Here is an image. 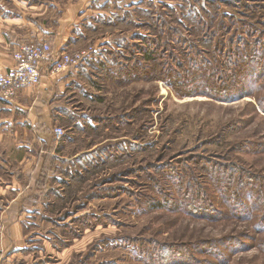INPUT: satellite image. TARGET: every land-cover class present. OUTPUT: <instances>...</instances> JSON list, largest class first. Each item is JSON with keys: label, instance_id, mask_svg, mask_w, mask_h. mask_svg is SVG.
I'll list each match as a JSON object with an SVG mask.
<instances>
[{"label": "rangeland", "instance_id": "1", "mask_svg": "<svg viewBox=\"0 0 264 264\" xmlns=\"http://www.w3.org/2000/svg\"><path fill=\"white\" fill-rule=\"evenodd\" d=\"M5 15L83 56L42 78L50 116L0 101V238L23 234L0 264H264V0H0ZM33 128L52 140L36 153Z\"/></svg>", "mask_w": 264, "mask_h": 264}, {"label": "crops", "instance_id": "2", "mask_svg": "<svg viewBox=\"0 0 264 264\" xmlns=\"http://www.w3.org/2000/svg\"><path fill=\"white\" fill-rule=\"evenodd\" d=\"M16 19L17 18L11 17V15H5L3 18L0 19V72L7 71L10 67L13 66L14 64L13 50L16 46H18L19 44L23 42H31L34 40L35 37H36L35 40L37 41L42 39L41 38V35L43 32L41 30L42 26L32 27V30L25 36L18 33L16 29H11L9 24L10 23L18 24V21H16ZM18 27L20 28L21 25H19ZM21 37L30 39V40H23ZM47 72L48 73L50 72L49 67H47V65L44 67L42 66V73L44 75L43 76L44 78L47 77L46 76ZM47 83L50 87L47 86ZM41 84L39 86H30V87L25 88L23 91H21L18 94L17 97H15V99H13L10 102L0 100L1 104H4V108H7V109L14 108L13 110L14 112L16 109L21 112L29 113V115L27 114V116H35L33 109L36 106H38L42 100H44L43 108H40V110L42 109V112L44 114L48 113L50 116V106H49L50 100L48 98V94L51 93V89L53 85L52 79H49V81L45 79L43 83L41 81ZM29 133L27 131H23L24 138L30 137L31 141H33L32 144L34 143L33 148H35V153L37 152L36 147H38L37 146L38 143L43 144V142L47 141V146H50L52 144L51 137L47 133H45L44 131L38 128L30 129ZM25 145L27 146V143H25ZM11 210H14V209L4 210L3 213L6 212L5 215H9ZM10 226L11 227H9L7 237L2 235V237L0 238V250H4V252H7V250L14 248L15 246H20L18 244L22 243L21 239L23 237V234H22V228H21L20 222L19 221L14 222Z\"/></svg>", "mask_w": 264, "mask_h": 264}, {"label": "built area", "instance_id": "3", "mask_svg": "<svg viewBox=\"0 0 264 264\" xmlns=\"http://www.w3.org/2000/svg\"><path fill=\"white\" fill-rule=\"evenodd\" d=\"M83 53L69 54L55 52L50 43L44 41L23 42L13 50L14 64L7 71L0 72V100L10 102L25 88L41 84L44 63L55 58L50 68L51 74H58L77 64ZM64 129L55 127L54 135L61 139Z\"/></svg>", "mask_w": 264, "mask_h": 264}, {"label": "trees", "instance_id": "4", "mask_svg": "<svg viewBox=\"0 0 264 264\" xmlns=\"http://www.w3.org/2000/svg\"><path fill=\"white\" fill-rule=\"evenodd\" d=\"M145 58H147L149 60H156L155 52L153 50H151V49L146 50V52H145ZM54 59L55 58H52L51 61H48V62L44 63L43 67L47 65V67H49V69H50L51 66H52V63H53ZM142 72H146V71H142ZM126 74H127L128 77H136L137 76V73L132 72V71H127ZM179 77L189 80V78L191 76L188 75V74H186V75H179ZM263 197H264L263 194H261V193H258L257 194V199H261Z\"/></svg>", "mask_w": 264, "mask_h": 264}]
</instances>
